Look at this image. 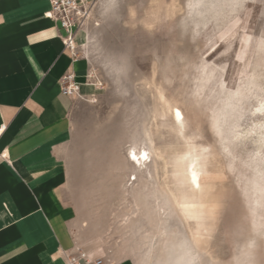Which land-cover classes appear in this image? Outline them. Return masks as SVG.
<instances>
[{
  "label": "rangeland",
  "instance_id": "374dc122",
  "mask_svg": "<svg viewBox=\"0 0 264 264\" xmlns=\"http://www.w3.org/2000/svg\"><path fill=\"white\" fill-rule=\"evenodd\" d=\"M189 2L187 18L181 13L149 33L127 23L129 9L143 15L149 0H97L81 29L89 43L78 33L93 91L71 112L69 220L76 248L117 264L174 263L182 253L192 263L211 259L196 248L214 208L207 185L186 182L192 160L202 176L224 166L232 173L214 255L228 259L252 239L247 205L264 185L260 0L232 18L221 0ZM133 148L151 154L141 169L129 157ZM176 198L193 206L187 217Z\"/></svg>",
  "mask_w": 264,
  "mask_h": 264
},
{
  "label": "crops",
  "instance_id": "0c3cea01",
  "mask_svg": "<svg viewBox=\"0 0 264 264\" xmlns=\"http://www.w3.org/2000/svg\"><path fill=\"white\" fill-rule=\"evenodd\" d=\"M49 8L0 0V264H66L76 250L68 203L78 97L64 95L61 80L74 74L81 95L93 88L87 60L65 48Z\"/></svg>",
  "mask_w": 264,
  "mask_h": 264
},
{
  "label": "clouds",
  "instance_id": "9594fccd",
  "mask_svg": "<svg viewBox=\"0 0 264 264\" xmlns=\"http://www.w3.org/2000/svg\"><path fill=\"white\" fill-rule=\"evenodd\" d=\"M230 0H221L220 6L226 10L225 18H232L246 14L247 5L250 0H240V7H229ZM255 2V0H251ZM149 8L140 15L135 7L129 9V26L132 28L141 27L149 33L160 31L167 22L173 20L179 14L189 15L192 7L189 0H149ZM249 22L251 20L249 19ZM257 50L264 54V33L256 40ZM213 56L215 53L212 54ZM229 166H224L214 173L201 177L202 184L208 186L206 199L214 208V212L209 217L206 234L203 239H197L196 248L199 253L206 254L211 259L193 261V264H264V185H259L256 193L252 196L247 205L249 218L252 225V239L248 244L239 249H233V254L228 259H222L217 255L218 247L215 244L220 224L227 211L229 193V181L231 176ZM203 226H197V231ZM227 236V233H225Z\"/></svg>",
  "mask_w": 264,
  "mask_h": 264
},
{
  "label": "built area",
  "instance_id": "2783aa9c",
  "mask_svg": "<svg viewBox=\"0 0 264 264\" xmlns=\"http://www.w3.org/2000/svg\"><path fill=\"white\" fill-rule=\"evenodd\" d=\"M50 8L45 16L58 22L65 31L62 36L65 48L75 58L80 57L78 53L79 44L77 34L81 28L88 25L92 19L97 0H49ZM50 13V15H48ZM81 84L76 80L74 74H68L61 80V92L64 95L79 97L81 95ZM66 264H112L110 258L104 255H90L82 248H76L65 254ZM121 264V263H118Z\"/></svg>",
  "mask_w": 264,
  "mask_h": 264
},
{
  "label": "bare ground",
  "instance_id": "6f19581e",
  "mask_svg": "<svg viewBox=\"0 0 264 264\" xmlns=\"http://www.w3.org/2000/svg\"><path fill=\"white\" fill-rule=\"evenodd\" d=\"M98 1H100V0H98ZM86 26H87V25H86ZM84 27H85V26H84ZM84 27H83V28H84ZM83 28H81V29H83ZM81 29H80V30H81ZM80 30H79V31H80ZM78 33H79V32H78ZM233 33H234V32H233ZM80 35H81V37H82V40L85 41V44L89 43V40H90V39H89L88 32H87L86 29L81 30ZM262 104H263V103H262ZM172 109H173V115H174L175 120H176L177 122L183 124V123H184V113H183V111H182L179 107H174V108H172ZM262 109H263V108H262ZM177 110H178V111H177ZM263 110H264V109H263ZM181 114H182V119H181ZM137 148H138V146H137ZM133 152L136 153V162H135V164L137 165L138 169L143 168V166L147 165L148 161H150V155H151V154L148 152V150H147L146 148H141V149H138V150H136L135 148L131 149V151L129 152V157H130L131 153H133ZM141 153H146V154H147L146 158H145V157H142ZM130 159H131V158H130ZM131 160H132V159H131ZM132 161H133V160H132ZM192 164H195L196 167H197V171H198L199 173H201V170H202V169L199 168V164H198L196 161H194V160H192V161L189 163V167H188L187 171H189L190 166H191ZM134 179H135V180L137 179V175H136V174H135V176H134ZM200 182H201V181H200ZM192 187H193V186H192ZM183 197H184V196H183ZM176 199H177V198H176ZM176 201H178V203L182 206V213H184L185 217H187V215H188L191 211L194 210V209L192 208L193 206L190 205V201H188L186 198H184V199L181 200V201H179V200L177 199ZM189 229H190V228H189ZM158 231L162 234V233L168 231V229H167L166 226H160V227L158 228ZM154 236H155V234H153V235L151 236V242H153ZM195 241H196V240H195ZM94 252H95L94 250H90V251H88V253H89L90 255H95ZM100 252H101V251H100ZM185 258H187L186 255H185L184 253H182L181 256H180V257H179L174 263H169V262H159V261L150 262L148 259H146V260L143 261L142 264H193L192 261L190 260L191 257H189V258H187V259H185ZM110 260H111L112 264H117L116 261H115V258H110Z\"/></svg>",
  "mask_w": 264,
  "mask_h": 264
},
{
  "label": "snow or ice",
  "instance_id": "6c2138e0",
  "mask_svg": "<svg viewBox=\"0 0 264 264\" xmlns=\"http://www.w3.org/2000/svg\"><path fill=\"white\" fill-rule=\"evenodd\" d=\"M228 6L229 7H240L241 6L240 5V0H230ZM260 7H261L260 17H261V19H264V0H260ZM48 15H50V13ZM181 119H182V114H181ZM7 155H8V153L4 152V156L7 157ZM141 155H142V157H145V158L147 156L146 153H141ZM130 158L135 163L136 162V153H134V152L131 153ZM201 177H202V174L197 171L196 165L192 164L190 166L189 171H188L186 182L189 185L193 186L195 188V190H201L202 189V185H201V182H200L201 181Z\"/></svg>",
  "mask_w": 264,
  "mask_h": 264
}]
</instances>
